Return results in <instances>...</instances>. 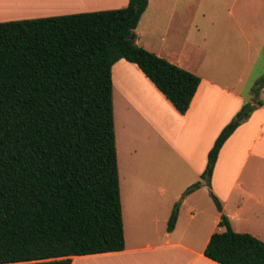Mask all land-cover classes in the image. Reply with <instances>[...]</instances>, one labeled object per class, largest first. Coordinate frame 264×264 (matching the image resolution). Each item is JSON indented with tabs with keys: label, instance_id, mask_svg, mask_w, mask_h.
I'll return each instance as SVG.
<instances>
[{
	"label": "trees",
	"instance_id": "obj_1",
	"mask_svg": "<svg viewBox=\"0 0 264 264\" xmlns=\"http://www.w3.org/2000/svg\"><path fill=\"white\" fill-rule=\"evenodd\" d=\"M147 4L0 22V264H70L73 256L124 248L111 68L120 59L136 64L180 114L200 82L136 43ZM263 86L264 73L253 86L256 97ZM261 104L245 102L222 128L201 180L183 196L202 181L210 187L221 146ZM219 226L206 257L264 264L262 240L234 231L224 214Z\"/></svg>",
	"mask_w": 264,
	"mask_h": 264
},
{
	"label": "crops",
	"instance_id": "obj_2",
	"mask_svg": "<svg viewBox=\"0 0 264 264\" xmlns=\"http://www.w3.org/2000/svg\"><path fill=\"white\" fill-rule=\"evenodd\" d=\"M148 0L135 28L139 46L200 78L184 114L155 87L139 67L125 59L111 68L115 144L125 246L120 251L77 255L70 264H220L204 255L211 234L221 231V214L236 232L264 242V86L250 70L264 44V0H211L209 26L216 51L204 62L198 37L201 0L181 10L177 0ZM128 0H0V21L29 19L125 7ZM184 33L191 40L177 44ZM145 21V24H140ZM159 21L163 25H159ZM175 32L170 40L169 30ZM186 47V49H185ZM259 50V51H258ZM202 54V59L200 56ZM261 100L221 146L210 187L183 196L201 180L207 153L222 128L245 102ZM120 107V108H119ZM126 109L127 114L121 110ZM133 126V129H131ZM157 138H160L156 140ZM161 148H156L157 143ZM158 152H157V151ZM164 151V152H159ZM211 191L221 212L211 205ZM180 200L175 226L167 221ZM213 201V200H212Z\"/></svg>",
	"mask_w": 264,
	"mask_h": 264
},
{
	"label": "rangeland",
	"instance_id": "obj_3",
	"mask_svg": "<svg viewBox=\"0 0 264 264\" xmlns=\"http://www.w3.org/2000/svg\"><path fill=\"white\" fill-rule=\"evenodd\" d=\"M159 1L160 0H152L153 4L156 5L155 7H157V8L160 7V2ZM209 1H211V0H201V3H200V14H199V19H198V21H199V23L201 25V28H202V31L200 32L199 37H198V41H200L201 47L204 49V52H203L204 62H206L207 59H209L211 57V54L216 51L215 46H214L215 42L212 39V36H211L212 35L211 34L212 31L209 30V27H210L209 25L212 22H214V21L217 22V21L220 20L218 15H213L211 13H208V9L210 8V6L208 4ZM191 4H192V0H177L176 7L178 9L183 10V9L186 8V6H190ZM165 6L166 7L167 6L170 7L171 6V1L170 0H166ZM1 18H3L2 15H1ZM5 21H8V20H5ZM144 24H145V21L143 20V22L140 25L143 26ZM158 24L159 25H163V23L161 21H159ZM181 25L182 26H179V25L177 26V28L181 27V31H183L182 35L178 34L177 44H181L183 46V49H184V45H186V43L191 40V34L184 33V29H186V27H187L186 26V17H184V19H182V24ZM174 33L175 32H172V30L170 29L169 32H168V39L167 40H170V38L172 37V35ZM258 46H259V43L256 45V49L253 52V57H254L255 61L253 63L252 69L250 70V78L253 75L254 76L258 75V73L262 74V75L264 73V44L262 43L261 50H260L259 54H257V52H256ZM185 49H186V47H185ZM200 59H202V54L200 56ZM128 110H126L124 108L121 111L123 113H125L126 115H128L127 114ZM131 129H133V126H131ZM158 139H160V138H157L156 140H158ZM160 143L161 142L157 143L156 148H161L162 147V146H160ZM159 152H164V151H159ZM210 203H211L212 206L215 205V203L212 200H211ZM214 207H216V205Z\"/></svg>",
	"mask_w": 264,
	"mask_h": 264
}]
</instances>
